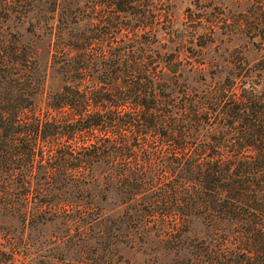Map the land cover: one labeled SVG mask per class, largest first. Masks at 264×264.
<instances>
[{
  "label": "trees",
  "instance_id": "16d2710c",
  "mask_svg": "<svg viewBox=\"0 0 264 264\" xmlns=\"http://www.w3.org/2000/svg\"><path fill=\"white\" fill-rule=\"evenodd\" d=\"M27 1L57 16L49 64L62 85L45 93L36 49L1 40L0 210L43 221L46 197L64 212L63 192L100 180L146 238L156 225L162 246L187 247L185 264H264V54L223 78L191 66L192 84L180 51L149 32L172 21L164 0ZM246 1L237 27L264 32V0ZM193 218L211 247L185 234Z\"/></svg>",
  "mask_w": 264,
  "mask_h": 264
},
{
  "label": "rangeland",
  "instance_id": "374dc122",
  "mask_svg": "<svg viewBox=\"0 0 264 264\" xmlns=\"http://www.w3.org/2000/svg\"><path fill=\"white\" fill-rule=\"evenodd\" d=\"M27 2L0 0V42L15 40L31 44L46 73L45 93L55 91L60 89L62 79L50 66L49 60L51 41L57 30H51L47 24L53 22L54 26L58 25L57 16L52 18L43 4L30 6ZM142 2L146 5L142 3L140 10H152L150 4H154V0ZM162 6L168 8L172 21H163L159 26L154 23L149 32H158L168 50L180 51L182 70L192 84H196L193 76L197 73L187 69L191 66L201 68L208 80L212 79L210 75L213 73L223 78L240 59L253 66L264 54V32L248 31L246 26L237 27L240 12L248 9L246 0H164ZM119 14L124 20L123 13ZM97 24L98 20L94 17L93 27ZM100 184V180L95 183L91 180L83 194L75 193L74 189L63 192V198L67 197L74 203L64 212L61 203H56L58 197H46L51 207L48 208L45 201L41 203L43 209L40 212L45 216L43 221L23 224L15 214L0 210L2 256L7 257L6 252H10L12 246L17 248L13 261L4 260L0 264L187 262L190 256L187 247L175 249L169 244V247L162 246L155 236L159 232L156 225L148 227L151 235L146 238L143 231L147 228L127 222L130 211L124 210L121 195L115 190L100 189ZM78 203L81 205L77 206ZM209 231L199 218H193L185 234L203 237L204 243L211 247Z\"/></svg>",
  "mask_w": 264,
  "mask_h": 264
}]
</instances>
